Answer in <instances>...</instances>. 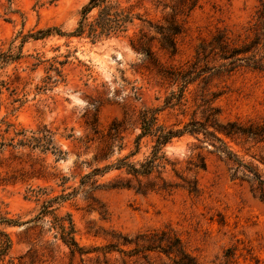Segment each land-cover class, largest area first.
<instances>
[{
  "label": "rangeland",
  "instance_id": "obj_1",
  "mask_svg": "<svg viewBox=\"0 0 264 264\" xmlns=\"http://www.w3.org/2000/svg\"><path fill=\"white\" fill-rule=\"evenodd\" d=\"M114 1L141 19L123 34L93 41L87 33L72 35L89 0H0V231L12 241L0 264H123L118 252L73 255L52 229L53 215L43 216L45 206L72 218L75 238L87 251L109 244L129 250L124 236L168 227L203 264L225 263L228 249L229 264H264V199L256 184L233 178V165L203 136L175 138L160 153L169 160L163 177L183 184L177 172L197 182V193L115 188L133 177L113 167L124 158L139 166L152 156L155 138L137 140L144 111L159 109L158 125L168 129L190 121L201 86L189 87L185 115L166 108L181 84L171 85L165 70L193 61L217 31L244 36L259 0H201L177 15L163 10L169 0ZM172 19L182 29L173 56L150 28ZM48 28L65 35L32 36ZM141 30L153 58L133 48L140 46ZM220 91L223 124L264 121V72L240 69L216 77L209 92ZM113 124L120 131L116 140L109 138ZM221 137L246 162L259 153ZM202 160L205 170L195 167Z\"/></svg>",
  "mask_w": 264,
  "mask_h": 264
},
{
  "label": "trees",
  "instance_id": "obj_2",
  "mask_svg": "<svg viewBox=\"0 0 264 264\" xmlns=\"http://www.w3.org/2000/svg\"><path fill=\"white\" fill-rule=\"evenodd\" d=\"M55 3L58 0H48ZM201 0H169L164 3L163 10L170 8L174 15L183 10L187 13L193 11ZM162 3V2H161ZM160 3V4H161ZM92 20L89 16L95 12ZM136 19H141V15L134 14L132 8L123 7L119 1L114 0H89L82 10V18L79 26L72 35L82 36L88 34L93 41L101 38H108L127 32ZM166 26L151 24L150 28L155 29L160 36L158 42L160 47L169 52L172 56L177 53V38L182 34V29L175 20H167ZM61 36L65 35L58 28H48L41 30L37 34H32L35 39L46 38L53 33ZM138 43L133 44L135 50L143 49L146 57L153 58L151 45L146 46L144 39L147 34L140 31ZM157 38L151 37L154 41ZM240 69H251L253 71L264 72V0H259L253 18L248 25L246 34L233 37L226 30L217 31L211 39L203 43L197 51L193 61L178 67H170L165 70L163 77L173 86L181 84L179 90L173 91L166 98V108H179L181 114H186L188 105L187 92L190 86L198 84L201 86L200 102L193 112L190 121L184 123L181 129H168L158 125L157 113L160 111L146 110L141 115V134L137 140L145 136L155 138V146L152 156L144 163L137 166L124 158L115 167L118 170H126L132 179L118 181L115 188L136 189L140 193L153 191H163L171 193L177 188H185L191 193L198 192L197 182L188 180L176 172V175L184 183L170 182L163 177L164 170L169 165V160L165 155H161L162 149L175 138L191 135L201 141L210 144L214 151L221 156H225L229 163L233 165V178L243 181L253 182L260 191L261 198L264 199V173L260 171L259 164L264 166V121L248 120L229 121L226 124L221 122V108L217 101L224 92H209L211 82L223 75L232 74ZM197 99V98H196ZM201 114V118L198 114ZM109 138L116 140L120 133L116 124L109 128ZM229 138V143H235L250 152L252 149L259 151L253 154V161L246 162L231 146L227 145L221 137ZM3 145V144H0ZM112 166L106 167V169ZM195 167L205 170L204 160ZM94 174L103 172L96 169ZM155 174H157L155 176ZM146 180V181H145ZM136 184H133V182ZM44 215H53L52 229L60 235V239L69 246L71 253L81 255L101 251L105 257L114 252H118L122 257L123 264H203L191 252L188 251L183 240L177 233L168 227L141 231L134 238L124 236L123 244L129 245V250L119 248L116 244H109L102 248H94L87 251L79 245L75 238V225L71 217H61L49 210L50 206H45ZM41 218V217H40ZM15 223L16 222H8ZM12 246L10 236L0 231V262L7 257ZM233 257V250L228 249L225 254V263H220L219 259L211 261L209 264H229Z\"/></svg>",
  "mask_w": 264,
  "mask_h": 264
}]
</instances>
